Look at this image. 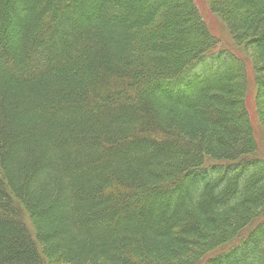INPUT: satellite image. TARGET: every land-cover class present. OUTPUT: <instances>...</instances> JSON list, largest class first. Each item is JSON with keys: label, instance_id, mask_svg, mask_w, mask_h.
<instances>
[{"label": "trees", "instance_id": "1", "mask_svg": "<svg viewBox=\"0 0 264 264\" xmlns=\"http://www.w3.org/2000/svg\"><path fill=\"white\" fill-rule=\"evenodd\" d=\"M206 1L245 59L193 0H0V264H264V0Z\"/></svg>", "mask_w": 264, "mask_h": 264}, {"label": "rangeland", "instance_id": "2", "mask_svg": "<svg viewBox=\"0 0 264 264\" xmlns=\"http://www.w3.org/2000/svg\"><path fill=\"white\" fill-rule=\"evenodd\" d=\"M193 1H194V3L196 2L195 4H197V6L201 10V12H203V16L205 17V20H206V22H207V24H208V26H209V28L211 30L210 34L213 37H215V40L218 39V38L221 39V42H217V46H216V48L213 51L220 52L222 50H225L226 52H228L229 54H231L235 58L237 57V58L243 59L244 56H245V51L242 50L243 49V47H242L243 45H239V46L236 47L233 44V42H231L230 40L228 41V39L226 38L227 37V32L225 31V29H224L223 25L221 24V21L219 20V18L217 16H215L214 14L211 16L208 13V11L206 9L207 1L205 0L206 4H204L203 0H193ZM217 1H218V3H220L222 5L223 4L226 5V4H228L229 0H217ZM230 1H231V4L233 5L234 0H230ZM225 38L227 40H225ZM207 62L208 61H206L205 63H207ZM245 62L247 64V61H245ZM205 63L196 66L193 69V72L196 71V70L201 69L203 67V65H206ZM253 90H254L253 78L250 77L249 81H248V92H247V95L245 96L244 104H245V107L248 110L250 119L253 121V125L255 127V140L257 142L258 150H257V153H256V157H253L254 158L253 160H255L257 162L264 163L263 132H262V129L257 124L256 118H255V109H254V101H253ZM217 166H222V165L220 163H217V162H209L201 170L202 171H206L209 168H213V167H217ZM245 170L246 171H250L251 167H246ZM212 172L213 171L207 172L204 175L206 177H211V175L214 174ZM244 173H246V172L244 171ZM137 193H138L137 194V198H140V199L144 198L147 195L146 192L138 191ZM21 215H22V221L27 225V227H29V229H32L30 227V221H29L28 215L24 212L23 208L21 209ZM257 248H258L257 243L252 241V243L250 245V249H252L253 251H256Z\"/></svg>", "mask_w": 264, "mask_h": 264}, {"label": "bare ground", "instance_id": "3", "mask_svg": "<svg viewBox=\"0 0 264 264\" xmlns=\"http://www.w3.org/2000/svg\"><path fill=\"white\" fill-rule=\"evenodd\" d=\"M247 90H248V88H247Z\"/></svg>", "mask_w": 264, "mask_h": 264}]
</instances>
